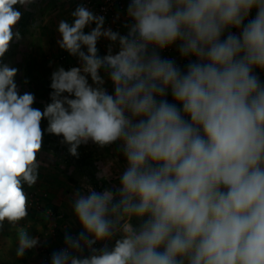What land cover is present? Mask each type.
<instances>
[{
    "label": "clouds",
    "instance_id": "obj_1",
    "mask_svg": "<svg viewBox=\"0 0 264 264\" xmlns=\"http://www.w3.org/2000/svg\"><path fill=\"white\" fill-rule=\"evenodd\" d=\"M34 3L0 0V231L17 229L16 256L40 243L17 226L47 132L73 157L92 142L116 144L124 160L118 184L74 191L82 230L65 233L51 264H264V0H129L123 35L78 4L57 44L80 66L51 73L43 110L4 62L24 39L20 8ZM171 47L183 69L162 57Z\"/></svg>",
    "mask_w": 264,
    "mask_h": 264
},
{
    "label": "crops",
    "instance_id": "obj_2",
    "mask_svg": "<svg viewBox=\"0 0 264 264\" xmlns=\"http://www.w3.org/2000/svg\"><path fill=\"white\" fill-rule=\"evenodd\" d=\"M83 1V0H82ZM96 2L102 0H95ZM54 4V9L56 12L63 13L61 14V18L55 20L53 26L57 28L58 22L61 19H66L68 11L70 8H73L72 11L76 8L78 4H81L80 1L76 0H40L42 4ZM126 8L123 11H119L114 15L108 16L105 18V28H111L114 31L120 32L122 35L127 33V29L124 27V24L128 22V17L126 13V9L129 3V0H125ZM19 7V6H17ZM95 13V8H89ZM31 8L26 10L29 12ZM66 12V13H65ZM255 10L252 11L249 18L255 16ZM46 14H42L41 24H45L48 21V16L45 17ZM27 14H24L19 24L16 26V29L19 30L24 37L19 42H13L9 52L6 54L5 58L10 60H24V62L17 63L18 65H11L13 67L17 66L18 74L15 78L16 83L18 85V90L21 94L24 92H31L35 95V101L41 104V107L47 103H50V92L52 89L50 88L51 83V73L56 70L58 67L62 66L65 69H69L74 66H80V61L78 58L69 55L66 51L65 54L69 56L70 59L74 60L72 66L68 65L66 67L63 62H58L54 66L52 62L48 61V52L50 49L57 51L58 44L57 41L60 39L59 33L53 35L48 34L47 36L36 37H27L23 32L25 31V27L31 24V20H29ZM68 20V19H67ZM88 32L91 28H94L95 25L88 26ZM232 31H236L233 29ZM86 32V31H85ZM110 41L107 39L101 38L98 42L99 54L101 56L107 54V47ZM115 46V45H114ZM60 49V48H58ZM118 50L117 46L113 49L115 53ZM63 50L61 49L60 52ZM162 57L171 58L176 61V63L183 69L187 64L188 60L182 59L178 53L176 47L173 48L171 52L162 51ZM4 58V59H5ZM10 61L9 63H13ZM50 65V67H49ZM257 73L260 75L261 80H264V72H260L257 70ZM101 75H104L107 88L109 93H112L113 87L108 81L107 76L104 72H101ZM27 80L28 83L25 84L24 81ZM89 82L91 80L89 78ZM168 99L171 101V96H168ZM43 108H40L43 110ZM47 120H44L46 122ZM43 124V121H42ZM42 128H47V126H42ZM46 134H48L46 132ZM50 135V134H49ZM53 138L49 141V146L44 145L42 150L38 153V161L40 162V167L38 169V179L36 184L29 188L25 185V189H35L41 194V205L29 208V215L26 220L20 222L17 227H21L26 229L30 235L39 237L40 243L37 247L32 250H29L23 258H18L16 256V246H17V229L11 228L6 222L4 224L3 230L0 231V264H51L50 253L54 251H58L61 246H65L64 244V236L65 233L68 232L70 234L76 233L78 234L82 229L79 222L75 219L72 213V205L71 198L76 189H80L81 191H85V181L83 182L77 175H75V169L79 172L80 167L78 164H71L72 167L66 169V155L63 148H61V137H57L55 135H50ZM45 138V135H44ZM43 138V140H44ZM56 139V141L54 140ZM116 144H113L110 147L104 148L103 150L95 151L93 148H90L92 153L102 155L104 160V166L111 165L114 162L113 156L116 153H119L116 148ZM86 151L84 148L79 147L78 151L80 152ZM92 153H89L92 155ZM93 154V155H94ZM61 162H60V160ZM100 161V159H98ZM123 160V158H122ZM120 163H116L119 165L116 166L111 165V171L108 176L104 177L103 185L104 187H108L110 184H117L118 180L117 176L123 170V161ZM95 164L94 161H92ZM89 163V162H88ZM87 163V164H88ZM90 164V163H89ZM100 170V164H95ZM72 168V169H71ZM72 179L70 178V176ZM91 185L97 190L100 191L97 186L94 184L93 180H91ZM102 185V186H103ZM103 187V188H104ZM103 190V189H102ZM51 207L61 214V216L55 217L50 215L47 212V209ZM56 220L58 223V228L55 232H51L50 224ZM101 245H97L100 247ZM89 253L85 251L83 255L87 256Z\"/></svg>",
    "mask_w": 264,
    "mask_h": 264
},
{
    "label": "rangeland",
    "instance_id": "obj_3",
    "mask_svg": "<svg viewBox=\"0 0 264 264\" xmlns=\"http://www.w3.org/2000/svg\"><path fill=\"white\" fill-rule=\"evenodd\" d=\"M68 1L70 2V0H68ZM76 1H80V3L82 2V0H76ZM30 8H31V10L29 12H27L23 8H20V10L23 12V15L27 14L29 16L28 17L29 20H31V24L26 26L25 27L26 29L23 32L27 37H33L34 36V37L38 38L40 36H47L48 34L55 35V34L58 33L57 32V28L54 27L53 26L54 24H52V23H55V20H58L59 17L61 18V14L63 15V13H60V16H59V13L56 12L55 9H54V4H51V2H50L49 4H42L41 5L40 0H36V3L31 5ZM72 9L73 8H70L69 9L70 11L67 12L69 14L67 15L66 19H68L69 21H71V19H72V17L70 16V13L72 12ZM43 13L46 14L45 17L48 16V21H47V23L42 25L41 24V19H42V14ZM32 25H36V27H32ZM87 28H89V27H87ZM58 48H59V46H58ZM58 48H57V51L54 50V47H53V49L49 50V52H48V56H49L48 57V61H49V63L52 62L54 64V66H55L56 64H58V62H63V64H65L66 67L68 65L72 66V63H73L74 60L70 59L68 55L66 56V58L64 60H62L60 58V55L65 53V52H64V50L62 52H60L61 49H58ZM10 61H12V60L7 59V58L4 59V62H6V63H9ZM12 62L13 63H11V65H13V64L14 65H18L17 63L24 62V60H22V59L21 60H18V59L15 60L14 59ZM15 67H17V66H15ZM49 67H50V65H49ZM64 95H68V94L65 93ZM42 126H47V121L46 122L43 121ZM80 147L84 148L87 153H92L93 150H94V152L96 150L97 151L103 150V149L99 148L97 145H95L92 142H89L86 145H81ZM90 148H93V150L90 151L91 150ZM93 154L94 153H92V155L89 154V157L95 162V164H97V165L100 164V166H104L103 156L102 155H98V154L97 155L96 154L93 155ZM122 158L123 157H122V155L120 153H116L113 156L114 162L111 163V165H114V166H116L115 168H117L119 165H117L116 163L117 162L120 163ZM98 159H100V161ZM122 161H123L122 165L124 166V160H122ZM60 162H61V160H60ZM66 164H67L66 165V169L67 170H68V168L72 167V165L70 164L69 160L66 161ZM76 169H75V173L74 174L77 175L83 182L85 181L86 185L91 184V179L87 176V174H85L83 172H79ZM110 171H111V169H110ZM115 178H117V180H118V176L115 177ZM118 182H117V184H118ZM110 186H113V184H110L108 187H110ZM84 190H86L85 187H84Z\"/></svg>",
    "mask_w": 264,
    "mask_h": 264
},
{
    "label": "built area",
    "instance_id": "obj_4",
    "mask_svg": "<svg viewBox=\"0 0 264 264\" xmlns=\"http://www.w3.org/2000/svg\"><path fill=\"white\" fill-rule=\"evenodd\" d=\"M81 4H84L87 8H95V14L97 15H101L104 16L105 18H107L108 16L114 15L115 13L119 12V11H123L126 8V2L125 0H102L99 2H96L95 0H83L81 2ZM88 28H85L86 33ZM115 48V46H113V49ZM174 47L168 48L164 51L166 52H171L173 50ZM86 50V49H85ZM67 54L63 53L60 55V58L62 60H64L66 58ZM25 191L28 193L29 196V208L32 207H36L41 205V194L40 192H38L35 189H25ZM47 212L55 217L61 216V214H58V212L56 210H54L53 208L49 207L47 209ZM58 228V223L56 220H54L51 224H50V230L51 232H55ZM73 236L77 235L75 232L72 233ZM65 246H61L60 249H63ZM59 249V250H60ZM50 255V259H51V255L52 253L49 254Z\"/></svg>",
    "mask_w": 264,
    "mask_h": 264
},
{
    "label": "trees",
    "instance_id": "obj_5",
    "mask_svg": "<svg viewBox=\"0 0 264 264\" xmlns=\"http://www.w3.org/2000/svg\"><path fill=\"white\" fill-rule=\"evenodd\" d=\"M27 19H28V17H27ZM33 107L39 108V109L43 108V107H41V104L37 103L36 101H35ZM44 129H46V128H44ZM52 139L53 138H51L50 135L46 134V132H45V138L43 140L44 145L49 146V143H50L49 141H51ZM54 140L56 141V139H54ZM59 145H61V148L64 149L63 152H65L66 160H69L70 164H73V165L78 164L80 167V170L83 173L87 174V176L91 180H93L94 184L97 186V188L99 190H102L104 187V185H103L104 179L103 180L97 179V173L100 171V169L95 164H93V162H92L93 160L89 157V153H87L86 151L80 150V152L78 151L79 156L73 157L72 155L69 154L68 146L66 144H59ZM70 178L72 179L71 176H70ZM133 223H135V221H133Z\"/></svg>",
    "mask_w": 264,
    "mask_h": 264
}]
</instances>
